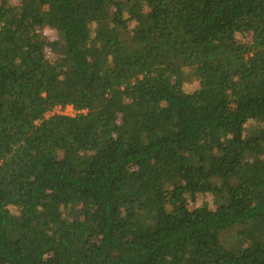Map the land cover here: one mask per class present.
Segmentation results:
<instances>
[{"label": "trees", "instance_id": "16d2710c", "mask_svg": "<svg viewBox=\"0 0 264 264\" xmlns=\"http://www.w3.org/2000/svg\"><path fill=\"white\" fill-rule=\"evenodd\" d=\"M0 264H264V0H0Z\"/></svg>", "mask_w": 264, "mask_h": 264}, {"label": "rangeland", "instance_id": "374dc122", "mask_svg": "<svg viewBox=\"0 0 264 264\" xmlns=\"http://www.w3.org/2000/svg\"><path fill=\"white\" fill-rule=\"evenodd\" d=\"M58 7H59V4L58 3H53L50 6H48V9L49 10H54V9H56ZM185 92H186L187 98H189L191 100H195V95H194L193 88L190 85V82L188 80L186 81ZM64 114H66V115H73V112H72V110L70 108H68V109L65 110ZM187 208L190 211L195 212V214L198 217H202L203 214L205 212H207L208 216L211 219H215L216 218V214L214 212V208H210L208 211H205V208H204L203 203L200 200H198V199L188 202L187 203ZM11 215L13 216V215H15V213H11ZM247 249H248V246H247ZM248 250H250V248Z\"/></svg>", "mask_w": 264, "mask_h": 264}]
</instances>
